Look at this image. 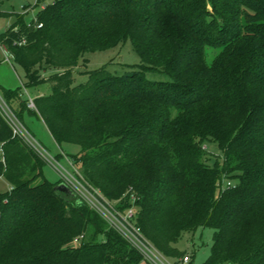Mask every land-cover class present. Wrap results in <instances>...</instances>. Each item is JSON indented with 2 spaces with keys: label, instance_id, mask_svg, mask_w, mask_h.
Returning <instances> with one entry per match:
<instances>
[{
  "label": "trees",
  "instance_id": "obj_1",
  "mask_svg": "<svg viewBox=\"0 0 264 264\" xmlns=\"http://www.w3.org/2000/svg\"><path fill=\"white\" fill-rule=\"evenodd\" d=\"M0 17H15L0 44L28 85L50 87L35 109L18 90L2 89L5 101L29 130L36 118L58 145L81 148L70 160L88 188L122 213L135 207L139 232L167 258L186 255L183 234L211 228L202 264H264V0H53L28 24ZM128 40L137 70L104 66L74 85L81 55ZM207 48L219 50L211 65ZM157 71L170 80L146 77ZM213 144L222 166L208 165ZM0 145L12 188L0 193V264L145 262L74 191L56 190L1 113Z\"/></svg>",
  "mask_w": 264,
  "mask_h": 264
},
{
  "label": "rangeland",
  "instance_id": "obj_2",
  "mask_svg": "<svg viewBox=\"0 0 264 264\" xmlns=\"http://www.w3.org/2000/svg\"><path fill=\"white\" fill-rule=\"evenodd\" d=\"M53 0H0V11L12 14H22L25 16V22L28 24L32 19H35L38 13L43 7L51 4ZM15 17H0V36L4 34L9 26L13 24ZM219 50L214 48H207L206 61L211 65L215 59V56ZM11 58L10 61H6V58ZM140 55L133 49L130 40L126 41L119 46L108 49L105 51L87 52L81 55L78 60V64L74 69L75 82L74 85L84 84L88 81V72L100 69L106 66L109 72L113 75L122 76L138 69L141 65ZM46 66H43L40 74L43 75L42 79L49 77L52 74L51 69L45 71ZM146 77L151 81H169L170 77L162 72H148ZM0 80H3L2 84H7L10 88L15 87L20 92V96L27 102L30 99H35L40 94H48L50 87L47 83H41L36 86H29L28 78L25 69L16 63L9 53H5L3 47L0 44ZM2 89L0 88V91ZM0 95L3 94L0 92ZM178 114L176 109L172 110V116L175 117ZM25 120V119H24ZM29 127L26 128L30 131V134L34 139L42 146L43 150L48 153L49 156L56 159L50 160L44 158L45 166L43 168L44 177L52 182L56 183L60 180L61 183L66 184L70 189H74L73 185L63 177L64 170L72 171L71 156L78 154L81 148L72 144L58 145L50 135L44 124L36 119L32 118L29 122ZM26 125V124H24ZM204 150L209 153L208 165L214 167L216 165H223V156L220 149L216 144L206 145ZM46 157V156H45ZM77 172L74 174L75 178L80 180V171L78 166H74ZM228 181H224L225 185ZM9 183L1 178L0 179V193L10 190ZM214 230L211 228L199 229L194 233H185L182 238L175 244V247L185 252L191 259L190 264H202L210 255L211 247L213 244ZM173 261H177L174 260ZM142 264H148L143 262Z\"/></svg>",
  "mask_w": 264,
  "mask_h": 264
},
{
  "label": "built area",
  "instance_id": "obj_3",
  "mask_svg": "<svg viewBox=\"0 0 264 264\" xmlns=\"http://www.w3.org/2000/svg\"><path fill=\"white\" fill-rule=\"evenodd\" d=\"M41 27V25L39 26ZM25 41H21L19 44H24ZM2 46V45H1ZM5 53H9L4 46H2ZM10 54V53H9ZM10 57L13 56L10 54ZM11 58H6V61H10ZM28 107L30 109H35L34 100L30 99L28 101ZM0 113L8 123L11 128L14 137H17L28 145H30L35 151H37L45 159L49 157L50 160L56 161L48 155L46 151L43 150L42 146L34 139L30 134V131L26 128L24 123L18 118V116L13 112L11 107L5 101V99L0 95ZM46 156V157H45ZM57 162V161H56ZM0 164L5 165V153L3 150V145H0ZM72 171L68 172L64 170L63 177L70 182L74 191L82 200H84L92 209L99 213L113 228H115L134 248H136L143 256V259L148 264H190V257L185 255L184 257L173 261V259L165 257L160 251H158L153 244L146 240L139 229L136 226V208L132 207L125 213H122L115 209V207L109 203L99 191L88 188L83 180L75 178V169L73 163L71 162ZM10 190L12 188L10 187ZM134 199V197H132ZM135 200V199H134ZM78 242V239L75 240Z\"/></svg>",
  "mask_w": 264,
  "mask_h": 264
},
{
  "label": "water",
  "instance_id": "obj_4",
  "mask_svg": "<svg viewBox=\"0 0 264 264\" xmlns=\"http://www.w3.org/2000/svg\"><path fill=\"white\" fill-rule=\"evenodd\" d=\"M56 190L64 192L66 195L70 197H74V192L72 191V189H70V187L64 183H61L60 185H58L56 187Z\"/></svg>",
  "mask_w": 264,
  "mask_h": 264
},
{
  "label": "crops",
  "instance_id": "obj_5",
  "mask_svg": "<svg viewBox=\"0 0 264 264\" xmlns=\"http://www.w3.org/2000/svg\"><path fill=\"white\" fill-rule=\"evenodd\" d=\"M2 82H3V80H0V88L1 89H7V90H16V88L15 87H12V88H10V86H8L7 84H2ZM1 93H2V91H0ZM42 95H45V94H40L39 96H42ZM38 96V97H39ZM2 97H3V95H2ZM4 98V97H3ZM37 98V97H36Z\"/></svg>",
  "mask_w": 264,
  "mask_h": 264
}]
</instances>
